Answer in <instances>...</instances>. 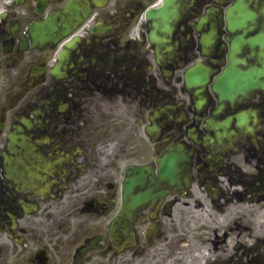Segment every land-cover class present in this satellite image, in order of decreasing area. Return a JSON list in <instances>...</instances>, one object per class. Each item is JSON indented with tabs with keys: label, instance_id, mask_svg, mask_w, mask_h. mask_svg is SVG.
<instances>
[{
	"label": "flooded vegetation",
	"instance_id": "1",
	"mask_svg": "<svg viewBox=\"0 0 264 264\" xmlns=\"http://www.w3.org/2000/svg\"><path fill=\"white\" fill-rule=\"evenodd\" d=\"M230 1L182 0L164 30L148 16L163 0H0V264H264V223L197 215L241 198L264 214V92L228 107L233 141L220 143L215 95L197 107L183 79ZM257 49L238 55L259 67ZM173 144L188 170L161 179ZM136 167L134 192L154 195L127 210Z\"/></svg>",
	"mask_w": 264,
	"mask_h": 264
},
{
	"label": "water",
	"instance_id": "2",
	"mask_svg": "<svg viewBox=\"0 0 264 264\" xmlns=\"http://www.w3.org/2000/svg\"><path fill=\"white\" fill-rule=\"evenodd\" d=\"M170 0H167L169 2ZM164 1V3H167ZM238 2V6H239ZM240 9H243V6L240 5L238 7ZM249 13V15H248ZM160 15H164V13H160ZM164 17V16H163ZM255 14L253 12H247L245 10H240L239 11V18H254ZM227 21L229 24V28L233 30V12H232V7H230L227 11ZM238 28L243 30V33H247V30H252L253 27L250 26V24H245L243 22H240L238 24ZM230 61L231 64L229 65L228 69L223 73L222 77L220 78L219 82L217 83L218 85L214 86V89L217 90L222 98H233V56L232 54L230 55ZM237 77V78H236ZM235 78L238 80V82L244 83L243 86H245V90H239L240 93L246 92L250 86H254L252 83L254 82L252 80V74L251 72L248 71H237ZM189 80L193 81L194 83H204L207 78H201L199 79L198 77L194 76V74H191L189 76ZM242 85V84H241Z\"/></svg>",
	"mask_w": 264,
	"mask_h": 264
},
{
	"label": "rangeland",
	"instance_id": "3",
	"mask_svg": "<svg viewBox=\"0 0 264 264\" xmlns=\"http://www.w3.org/2000/svg\"><path fill=\"white\" fill-rule=\"evenodd\" d=\"M256 235H257L256 233L251 234L252 237H253V236H256Z\"/></svg>",
	"mask_w": 264,
	"mask_h": 264
},
{
	"label": "bare ground",
	"instance_id": "4",
	"mask_svg": "<svg viewBox=\"0 0 264 264\" xmlns=\"http://www.w3.org/2000/svg\"><path fill=\"white\" fill-rule=\"evenodd\" d=\"M245 228H247V227H245Z\"/></svg>",
	"mask_w": 264,
	"mask_h": 264
}]
</instances>
